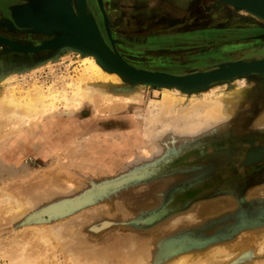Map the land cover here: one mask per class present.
Here are the masks:
<instances>
[{
  "label": "rangeland",
  "instance_id": "rangeland-1",
  "mask_svg": "<svg viewBox=\"0 0 264 264\" xmlns=\"http://www.w3.org/2000/svg\"><path fill=\"white\" fill-rule=\"evenodd\" d=\"M103 3L107 25L89 3L88 12L106 46L137 67L203 75L264 47V21L240 6ZM10 4L0 3V35L19 29L30 41H15L27 46L54 37L19 25ZM91 55L0 42V97L93 89L79 106L19 129L0 119V264H264V72L199 86L171 107L176 118L192 92L215 98L243 80L252 89L231 114L194 131L162 130L146 121L162 85L102 79L83 61Z\"/></svg>",
  "mask_w": 264,
  "mask_h": 264
},
{
  "label": "bare ground",
  "instance_id": "bare-ground-1",
  "mask_svg": "<svg viewBox=\"0 0 264 264\" xmlns=\"http://www.w3.org/2000/svg\"><path fill=\"white\" fill-rule=\"evenodd\" d=\"M218 1L230 4L231 6L241 5L240 7L244 8L248 13L264 21V9L262 8L241 4L235 0H218ZM56 2H58L57 3L58 5L61 4V0H28L25 3L11 6L12 16L14 20L16 19L20 23H27L30 25L32 24L34 25L36 22L48 20L49 18L53 17L55 13H57V17H59L60 19L66 20L70 23H74L77 25L78 21L73 16L69 8L65 6V4H62V8H58L59 6L56 4ZM104 23L107 25L108 19L105 18ZM20 35L21 34L18 31L14 30V36L18 37ZM11 40L16 42L14 39ZM75 44H76L75 42H69L68 44H55L47 47L57 45L61 48V46H65V45L70 46ZM113 53L119 56L118 53L114 51ZM259 53L264 54V48L260 49V51L259 49L250 50L248 51V53L247 51H242L238 53L240 57L238 60L255 59L259 55ZM120 57L122 56L120 55ZM257 59H261V58H257ZM83 61L84 63H87L88 68L87 66L86 68L89 69L88 71H92L95 75L99 76L100 78L112 82H118L121 80L120 73L118 70L106 69L105 66L102 64V62L94 54H92L91 56H84ZM109 70L112 72H110ZM12 77H13L12 75H8L7 77H5L4 80H8V79L11 80ZM222 81L224 80L219 79L211 84L220 83ZM235 82L236 84L234 88L228 91L221 90L217 95H215L216 96L215 98L206 96L205 98L201 97V99H198L196 98L198 94H194L195 92H192L193 94L191 97L195 100L192 101L193 103L191 107L186 111L185 110H183L182 112L179 111L180 113L176 114V118L173 116V114H171L172 111L171 107L175 104L177 100L186 98V96L188 95L187 93H189L190 91L198 90L199 84L192 83V85L190 84V86L188 85L184 87H178L176 85H170V84L169 85L163 84L161 86L163 95L160 101L157 102V104L154 103L155 105L149 107L147 111L146 121L148 120V123H154L157 128H162V130L163 128L166 129L167 127H169L172 123L173 125L175 123V125L177 126L176 128L183 127L188 131H192V130L194 131L196 129H199L198 127L202 126L203 123L204 125L206 123H209L210 118L217 119L223 116H227L228 114H231V112L233 111V103L235 102L234 99L235 98L237 99L238 97L242 98L246 93H249L252 89L251 84L245 83V81L243 80L241 81L236 80ZM37 89L36 91L38 92L31 93L29 95L26 94L25 96L24 95L16 96L14 94H9V95L7 94L5 96H1L0 119H4V120L8 118L15 119L14 123L11 124V126L13 125V128L19 129L32 122L38 121V119H42V117L46 113L52 112L53 110L58 109L61 106H79L87 97H89L92 94V90H93L91 86H81V85L71 86L70 89L52 88L48 92H44V91L42 92L41 90L39 91ZM122 96H124V98L126 97L125 95ZM2 116L6 118H2ZM182 120L183 122L185 121L184 125ZM11 122L12 121H10V123ZM4 126L5 125L3 124L2 128H4ZM8 130H12V129L8 128ZM149 130H151V128Z\"/></svg>",
  "mask_w": 264,
  "mask_h": 264
},
{
  "label": "water",
  "instance_id": "water-1",
  "mask_svg": "<svg viewBox=\"0 0 264 264\" xmlns=\"http://www.w3.org/2000/svg\"><path fill=\"white\" fill-rule=\"evenodd\" d=\"M235 1L264 9V0ZM57 3L58 2H56V4ZM62 4H65L77 19V25L60 19L57 17V13L48 20L36 22L34 25L20 23L15 19V21L23 27H33L34 30L54 34V37L47 41H43L41 44L27 46L0 35V42L24 51H36L50 45L75 42V46L79 47L81 50L94 54L106 69H116L121 75L136 82L140 81L158 85L170 84L184 87L190 86L192 83H198L199 86H205L216 80H223L227 77L233 78L239 75H247L249 78H254L253 75L255 72H264V58L241 59L228 64H220L218 69L204 73L203 75H177L167 71L137 67L127 62L120 57V55L114 54L113 51L106 46L93 13L88 12L87 0H61V4H57L59 6L58 8H62Z\"/></svg>",
  "mask_w": 264,
  "mask_h": 264
},
{
  "label": "flooded vegetation",
  "instance_id": "flooded-vegetation-1",
  "mask_svg": "<svg viewBox=\"0 0 264 264\" xmlns=\"http://www.w3.org/2000/svg\"><path fill=\"white\" fill-rule=\"evenodd\" d=\"M5 2H6V4L7 3H11V5H18V4H22V3H25L26 1H22V0H3V3L2 4H4V5H6L5 4ZM88 3H89V8H90V10H92V11H94V13H95V15H96V13H98V15H96V17H97V20L99 21V19H101V21H103L104 22V13H106L107 11H106V8H105V5H104V3H103V0H88ZM101 13H102V16H101ZM107 14V13H106ZM100 22V21H99ZM100 24V23H99ZM102 25V24H101ZM100 25V26H101ZM16 31H18L21 35L20 36H18V37H16V36H14V34H12V35H8V36H10L11 38H13L14 40H16V41H20V42H24V43H27V42H29L30 41V38H29V36H27L25 33H23V32H21V30H16ZM25 35V36H24ZM264 48V47H263ZM256 49H258V48H255V49H248V50H243V51H247V53H248V51H250V50H256ZM242 52V51H241ZM258 56H260V53H259V55ZM257 56V57H258ZM129 62V61H128ZM130 63V62H129ZM134 65V64H133ZM148 69V68H147ZM151 70H153V69H151ZM161 71H165V70H161ZM167 72H169V71H167ZM172 73V72H171ZM175 74V73H174Z\"/></svg>",
  "mask_w": 264,
  "mask_h": 264
},
{
  "label": "crops",
  "instance_id": "crops-1",
  "mask_svg": "<svg viewBox=\"0 0 264 264\" xmlns=\"http://www.w3.org/2000/svg\"><path fill=\"white\" fill-rule=\"evenodd\" d=\"M0 3L2 4L3 3V0H0Z\"/></svg>",
  "mask_w": 264,
  "mask_h": 264
}]
</instances>
